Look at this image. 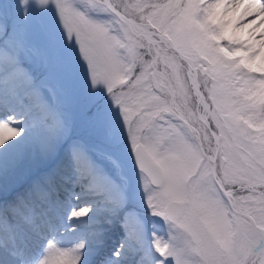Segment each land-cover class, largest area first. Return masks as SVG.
I'll list each match as a JSON object with an SVG mask.
<instances>
[{"label": "snow or ice", "instance_id": "snow-or-ice-1", "mask_svg": "<svg viewBox=\"0 0 264 264\" xmlns=\"http://www.w3.org/2000/svg\"><path fill=\"white\" fill-rule=\"evenodd\" d=\"M0 264H264V0H0Z\"/></svg>", "mask_w": 264, "mask_h": 264}]
</instances>
